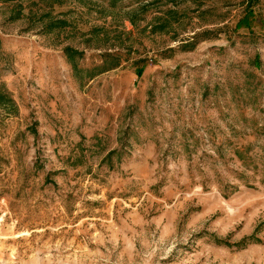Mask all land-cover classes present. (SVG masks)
<instances>
[{
  "label": "rangeland",
  "instance_id": "1",
  "mask_svg": "<svg viewBox=\"0 0 264 264\" xmlns=\"http://www.w3.org/2000/svg\"><path fill=\"white\" fill-rule=\"evenodd\" d=\"M0 264H264V0H0Z\"/></svg>",
  "mask_w": 264,
  "mask_h": 264
}]
</instances>
